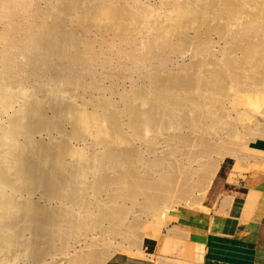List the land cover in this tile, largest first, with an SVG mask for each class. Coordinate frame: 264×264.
<instances>
[{
	"label": "bare ground",
	"instance_id": "1",
	"mask_svg": "<svg viewBox=\"0 0 264 264\" xmlns=\"http://www.w3.org/2000/svg\"><path fill=\"white\" fill-rule=\"evenodd\" d=\"M164 2L167 11L154 15L135 0H0V264L7 255L17 264H103L119 251L141 256L144 237H159L143 225V214L173 218L167 208L174 202H197L191 188L199 202L225 154L238 164L243 156L264 155L253 148L239 156L240 137L224 118L225 103L240 121L241 110L262 104L264 0ZM239 19L232 28L230 21ZM75 25L110 31L120 44L101 34L80 36ZM144 26L149 31L138 46L133 35ZM212 31L228 41L219 59L210 46ZM188 45L192 60L177 72L166 69L159 50ZM114 57L130 67L157 59L165 71H150L152 90L139 83L121 94L120 106L111 96L92 110L75 103L80 89L94 86L88 80L94 64L109 66ZM29 78L32 90L24 88ZM65 121L72 126L66 136L36 137L62 131ZM85 132H92L95 146L69 142ZM258 137L264 132L253 133ZM176 235L159 237L160 249L174 248ZM123 241L129 245L121 247ZM189 246L181 253L191 257Z\"/></svg>",
	"mask_w": 264,
	"mask_h": 264
},
{
	"label": "rangeland",
	"instance_id": "2",
	"mask_svg": "<svg viewBox=\"0 0 264 264\" xmlns=\"http://www.w3.org/2000/svg\"><path fill=\"white\" fill-rule=\"evenodd\" d=\"M55 1L56 0H39V2L42 5L50 4V3L55 2ZM132 1H134V0H132ZM135 1L143 9L148 7L146 10L150 14L157 13V15H162V13L164 14L168 9L167 5L164 2L165 0H135ZM241 19L235 20V21H230V23H229L230 26H232V28L237 27V25L239 24L238 22ZM235 22H236V24H235ZM1 25H2V23H0V26ZM75 28H76V33L80 36L82 35V36H87L89 38L97 39L101 34L103 36L105 35L104 37L106 39H108L109 42H111L112 40H115V39H113V36H114L113 33L110 31L108 32V31H103V30H99V29L94 28V29L89 30L88 32H85L78 25H75ZM190 28L191 29L188 30V33H190L189 35L191 36L194 34L195 30H192V27H190ZM147 30L149 31L148 26H144L141 30L138 31V34H136L137 32L134 33L133 37L135 38L136 44H138V46H142L143 41L146 39V35L148 33ZM210 33H211L210 34L211 36L209 35L210 36V46L214 52L213 57L219 59L221 57L220 51L223 50V48L227 46L228 41L225 40V38L219 37L217 35V33H215L214 31H212ZM112 43L114 44V46H118L120 44V42L118 40L112 41ZM101 45H102V48L106 50V44L102 43ZM220 46H222L223 48ZM186 47L181 48V50L180 49L179 50H170V51L163 50V52H161L162 50H159V52L161 53L160 57L165 58L166 69H168L169 71H172V70L175 71V69H176V72H177L182 66H184L186 63H188L189 61L192 60L193 49L189 45L187 47V48H189V50H187ZM181 52L182 53L185 52V53L182 54ZM130 66H131V63H129V62H122L121 63V62H119L117 57H114L113 63L109 64V66L105 65L100 60L97 61L94 64V67H93L94 70H93L92 76L90 78H88V80L92 81L94 86L91 87L92 89L91 88L80 89V91L78 92V95L75 96L73 98V100L78 105L79 104L83 105L86 108L89 107L87 109L92 110L94 105H95L94 103L96 101L108 99L110 96H111L110 101L112 102V104L114 103L113 104L114 106H120L121 105V99H120L121 94L125 93V92H131V90H133L134 88H136L138 86H139L138 88L145 86V92L146 91L150 92L152 90L153 84L150 82L148 75H149L150 71L160 68L157 59H155L153 61L150 60L143 65L132 66V67H130ZM159 70L162 73L165 71L161 68ZM93 77H94V80H92ZM114 79H116V80H114ZM139 83L142 86L138 85ZM33 84H34V79L29 78V79H27L26 83L24 84V88L26 90H30V89L32 90ZM99 84H101V85L105 84V86H107V87L103 89L104 86H101V88H100ZM19 87H20V85H14V88H19ZM146 89H148V90H146ZM241 92H242V94H244V96L245 95L246 96L251 95L252 97L256 96L255 95L256 91L241 90L239 93L241 94ZM259 92H263V94H264V91H262V90H259ZM80 96H82V99L88 98L90 100V98H91L92 100H90V102L91 101L92 102L90 103L89 100L87 99L89 102V104H88L87 102H85L87 100L86 99H85V101L81 100ZM83 96H85V97H83ZM101 96L105 97V98H102ZM113 98L115 99V101L113 100ZM261 99H262L261 105H258L257 107H252L251 110H249L250 109L249 107H247L246 109H243V111L241 110V112H244L243 113L244 119L242 121L238 120V118H237L238 112L237 111L229 109V105L226 103L224 105V111L227 112V114H225L224 118L226 119V116H227V118H229V119H226V120H228V121L230 120V122H232V125L233 126L235 125V127L237 129V130L235 129V131H236L235 133L237 134L236 140H238V137H240L239 138L240 140H238V141L231 138L232 142L234 140V142L236 141L239 143V144H236L234 147V151L239 156L241 154L244 155L247 153L252 154L253 148L261 149L264 152V138L258 137V138L253 139V133L254 132H264V111L261 110L262 108H264V98L262 97ZM49 109L50 108H47V110H46L48 114L51 113V111H50L51 109L50 110ZM3 117L4 116L0 114V119H1L0 121H2V119H4ZM246 117L250 120L247 121ZM123 121H125L124 118H123ZM63 124L64 125H63L62 131L53 130L49 133L48 132H39L40 134L38 133L36 135V137L47 140V139H50V137L53 139H59L64 135L66 136L70 132V129H72V126L67 121L63 122ZM246 125L249 126L248 127L249 129L247 128ZM235 127H233V128H235ZM124 129L126 130L125 127H124ZM61 132H62V134H61ZM50 134H51V136H50ZM83 134L84 135L82 136V138L72 137L69 142H71V144H73L75 146H81V145H84V143L89 144V148H90L91 146L94 145L93 142L90 143L91 141H94V136H93L92 132H85ZM47 136H48V138H47ZM85 138H87V139H85ZM213 155H215V154H213ZM234 156L235 155H232V154H225L222 157L218 156V157H221L220 158L221 160L219 162V167H218L214 177L210 181V184L207 188L205 195L201 198V200L199 202L197 200L198 199L197 190L193 189V188L190 189L189 192H190L191 196L193 198H195V200L197 201L195 203H197V204L190 202V200H186V201L181 200V201L174 202L173 205H171L169 208H167L168 213H170V215L173 218H171V219L167 218V220L163 216L160 217V219H158V220H153V218H151L152 216H150L149 214H143L142 215L141 222L143 223V225L152 229V231H154V233L156 235H158L159 237H163V236L169 235V234L172 236L174 232L177 234L176 236H174V238L175 237H178V238L174 239V242H173L174 248L169 250L170 252L168 251V253H167V251H162L160 249L161 243L159 241V237L145 236L143 239V243H142V249H141L142 254H140L141 256H139V255L135 256V255L129 254L127 252L119 251V252H115L113 255H111L103 264H107L112 258H116V257L122 258L124 260V264H128V262L129 263H135V264L137 262H140L143 264H225V263H221V262L204 260L201 257V255L196 254V252H195L196 250H194L193 247H192L193 251L190 250L191 257L189 255H186V254L184 255L183 253H181V251L182 252L185 251L186 246H189V244H188V239L186 238V234H184L182 231H180L179 229H181V228L180 227L178 228L176 225V223H177L176 217H177V211L178 210H191L192 209L194 212L199 213V211H202L206 208V207L201 206V205L203 204V201L208 194L210 185L212 184V181L214 180V178H215V176L218 173L220 168H226V169L228 168L230 171H232V175H230V176L236 178V173L234 172L233 166H234L235 161H237L236 160L237 158L236 157L234 158ZM212 158H214V157H212ZM244 159H246L245 156H243L241 158V160H244ZM240 169L241 168H238L239 173H240ZM24 195H25V193H23L21 195L19 194V196L25 197ZM33 198L37 200L38 194L36 196H34ZM165 208H166V206H162L163 211L166 210ZM131 216H132V213L130 212L129 217H131ZM180 237H182L183 240L180 239ZM73 245H74L73 240L72 241L69 240V242H67V246L69 247L68 252L72 250ZM120 245H121V247H123L124 245L128 246L129 243L126 241H123L120 243ZM150 253L151 254L153 253V254L151 255ZM185 256H189V257H185ZM50 260H51L50 258L47 259V261H50ZM6 263L7 264H17L16 261L14 262L12 257L9 255H7V257L5 258L4 264H6ZM22 263L27 264L28 262L23 261Z\"/></svg>",
	"mask_w": 264,
	"mask_h": 264
},
{
	"label": "crops",
	"instance_id": "3",
	"mask_svg": "<svg viewBox=\"0 0 264 264\" xmlns=\"http://www.w3.org/2000/svg\"><path fill=\"white\" fill-rule=\"evenodd\" d=\"M263 156H245L239 164L235 161L236 178L230 176L232 171L228 168H220L203 201L206 210L177 211V227L204 260L264 264ZM238 168H241L240 173ZM254 195H258L256 200ZM107 264H124V260L116 257Z\"/></svg>",
	"mask_w": 264,
	"mask_h": 264
}]
</instances>
